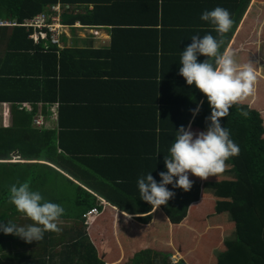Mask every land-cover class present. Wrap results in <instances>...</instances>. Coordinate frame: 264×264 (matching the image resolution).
Instances as JSON below:
<instances>
[{
  "label": "trees",
  "instance_id": "1",
  "mask_svg": "<svg viewBox=\"0 0 264 264\" xmlns=\"http://www.w3.org/2000/svg\"><path fill=\"white\" fill-rule=\"evenodd\" d=\"M96 1L0 0V19L22 24L43 13L50 22V17L56 14L51 7L57 4L62 24L70 26L79 20L84 26L110 25L114 27L112 40L124 28H119L120 24L109 11L101 19L100 4ZM213 1L217 3L212 2V6L206 7L210 2L200 0V6L205 7L204 10L217 6L227 9L234 21L228 33L220 36L208 22L200 20L196 9L199 6L191 2L192 10H186L189 7L181 10H186L185 14L179 15L174 24H187L189 27L172 26L164 33L166 36L168 33L176 34L170 42H154L162 61L173 62L176 71L174 84L161 83L156 79L150 86L151 96L143 100L145 105L142 108H150L149 117L156 118V152L160 155L153 160L152 175L157 181L160 179L158 173L166 171L163 157L168 155L175 131L182 125L189 127V124L193 132L203 131L207 126L206 117L210 115L205 95L194 85H187L178 74L180 52L191 43L193 35L205 34L223 40L222 52L247 5L246 0L242 11L238 12L239 6L237 2L233 4L234 0ZM79 2L92 4L91 10L87 6L85 13L75 16L64 11L67 5ZM154 6L157 8V3ZM33 31L21 25L0 27V43L5 41L0 51L1 54L3 51L0 56V103L8 102L12 109V127L0 128V160H9L14 153L20 160L27 161L0 162V207L4 206L0 211V223L11 221L19 226L32 223L15 208L5 207L10 185L25 179L32 190L38 191L44 185V191L50 193V190L59 189L55 187L59 184V177L66 184L64 187L69 194L64 197L62 192L50 195L57 197L51 201L65 209L59 225L68 224L69 227L64 231L60 227L57 242L60 245L66 243L69 248L57 252L55 258L45 254L47 260L54 259L51 264H169V258L171 260L177 250L181 259L175 264H264V92L259 89L255 96L252 92L239 99L231 105L228 115L220 118L222 126L229 130L230 138L239 147L238 154L226 160L223 172L206 179L189 173L191 188L184 191L168 185L175 195L156 210L140 199L137 182L133 183L136 189H128L121 184L124 175H118L119 182L109 179L105 186L110 187V191L104 195L96 192V188L87 187L93 194L46 164L53 165L77 181L74 173L66 172L63 160L54 155L57 152L54 132L32 129L31 121L39 102V94L35 90L42 85L41 82L46 84L42 85L41 92L50 93L56 89L60 76L80 74L84 69L83 61L91 59L86 54L94 52L70 48L59 51L51 44L47 28L38 31L40 39L34 43L28 38ZM60 38H63V33ZM45 43L49 48H45ZM251 47L258 48L264 60V41ZM104 54L107 56L108 52ZM205 58L200 56L198 60ZM47 100L51 97L43 102ZM23 103H30V110L24 109L21 106ZM197 105L200 110L193 117L190 110ZM242 110L247 112V116L242 115ZM81 185L85 184L81 182ZM96 195L111 206L101 204ZM112 206L120 213H116ZM91 209H96L97 217L87 230L85 216ZM121 212L142 216L131 223ZM151 214H154L153 220ZM57 233L46 231L41 241L31 243L12 234L6 235L13 236V242L23 244L26 250L32 245L38 246L34 255L25 258L24 264H46V258L40 253L55 249L53 236Z\"/></svg>",
  "mask_w": 264,
  "mask_h": 264
},
{
  "label": "crops",
  "instance_id": "2",
  "mask_svg": "<svg viewBox=\"0 0 264 264\" xmlns=\"http://www.w3.org/2000/svg\"><path fill=\"white\" fill-rule=\"evenodd\" d=\"M208 1L210 4L206 7L215 2ZM191 2L199 6L196 9L200 15L205 8L200 6V0H97L101 19L109 11L117 24H120L119 28H124L112 40L114 27L110 25L90 26L89 28L95 29L88 30L79 20L73 25H66L58 50L70 48L94 53L86 54L91 59L83 61L84 69L80 74L60 76L56 89H52L50 93L41 92L44 88L42 85H46L41 82L42 85L35 90L39 94L35 112L39 110L44 117H48L44 130L54 132L57 148L54 155L63 160L66 172L74 173L77 181L52 166L72 182L85 189L96 188V192L104 195L110 191V187L105 184L109 179L119 182L118 175H124L125 179L121 182L124 187L136 189L137 186L133 183L137 182L139 176L149 172L153 174V160L160 155L156 152V118L149 117L150 108H142L145 105L143 100L151 96L150 86L153 81L157 79L161 83L174 84L176 73L173 62L169 64L162 61L154 42H170L176 34L168 33L166 36L164 33L172 26L189 27L187 24H174L179 15L192 10ZM232 2H237V11L241 12L246 0ZM87 6L91 10L92 4L79 2L69 5V9L64 11L75 16L85 13ZM185 7L189 8L180 12ZM263 26L264 0H247L234 32L222 50L234 52L238 64L251 63L256 76L254 96L259 89L264 92V75L259 68L260 65L264 69V60L260 50L251 47L264 41ZM80 42L82 45H79ZM3 43L4 40L0 45H4ZM105 52H108L107 56ZM2 54L0 52V56ZM71 73L75 74L76 71ZM49 97L51 100L43 102ZM11 111L10 103H0V122L3 124H0V128L12 127ZM81 182L85 185H81ZM96 197L101 204L111 206L104 199ZM112 208L120 213L117 208ZM121 214L131 220V223L142 216ZM96 217L95 215L93 221ZM151 219H154V214H151ZM89 226L86 227L87 230Z\"/></svg>",
  "mask_w": 264,
  "mask_h": 264
},
{
  "label": "clouds",
  "instance_id": "3",
  "mask_svg": "<svg viewBox=\"0 0 264 264\" xmlns=\"http://www.w3.org/2000/svg\"><path fill=\"white\" fill-rule=\"evenodd\" d=\"M66 9H69V5ZM199 18L208 22L220 36L228 33L234 23L229 11L220 6L212 10H204ZM15 23L17 24V22ZM84 27H87V30L95 29L89 28L90 26ZM52 45L58 49L60 39L59 46ZM222 45L223 40L217 39L211 34L193 35L191 43L180 52L178 74L185 79L187 85H194L205 95L210 107V115L206 117L207 126L203 131L193 132L190 124L188 128L182 125L175 131V137L168 148V155L163 157L166 171L158 173L159 181L153 177L151 172L138 177L137 186L140 199L150 204L155 210L159 206L165 205L175 195L174 191L167 187L168 185H171L173 189L181 188L188 191L192 185L189 173L201 179L215 176L224 171L226 160L239 152L238 145L230 138L229 130L222 126L220 118L228 115L229 108L233 103L253 92L256 76L251 63L238 64L234 58V52L220 51ZM45 48H49L47 43H45ZM200 56L206 58L200 61L198 60ZM199 110V105L190 110L193 117L198 114ZM242 115L247 116V112L242 110ZM15 156L12 155L9 160H0V162H23L20 157H18L19 161H12V157ZM7 199L17 212L29 218L32 223L24 226H19L11 221L0 223V232L12 234L26 243H31L41 241L46 231H61L59 221L65 209L60 204L45 199L39 191L32 190L27 181L10 185ZM96 214L97 211L88 216V223L84 222V224L89 226ZM57 243L55 241L53 248L58 246ZM57 252L54 249L40 254L44 256L47 253L55 256ZM176 254H178V258L174 261ZM4 256L9 264L12 263L13 257L9 253ZM25 258L17 257L16 262L24 264ZM47 259L48 257L45 261L46 264H51ZM180 259L181 255L178 251L171 257L173 264ZM0 262L8 264L3 259Z\"/></svg>",
  "mask_w": 264,
  "mask_h": 264
},
{
  "label": "rangeland",
  "instance_id": "4",
  "mask_svg": "<svg viewBox=\"0 0 264 264\" xmlns=\"http://www.w3.org/2000/svg\"><path fill=\"white\" fill-rule=\"evenodd\" d=\"M58 25H60V27L58 28V27H54L53 28V32L55 33V34H59V33H61V32H63L64 30H66L65 29V26L66 25H64V24H61V23H58ZM86 30V29H85ZM75 36H77V34L75 33ZM85 36V35H84ZM95 36H97V33L95 32ZM4 39V38H3ZM35 43H37V42H35ZM79 45H82V42H80L79 43ZM1 45H0V51H1ZM255 61H256V59H255ZM257 63V62H256ZM258 64V63H257ZM259 65V64H258ZM259 68L261 69V73H262V75H264V69L263 68H261V66L259 65ZM32 110V109H31ZM1 114V113H0ZM47 119H48V117L46 118V117H44V115L41 113V111H39V110H37V113L33 116V118H32V121H31V123H32V127L34 128V129H37V130H44V125L45 126H47L46 124H48V121H47ZM0 120H1V115H0ZM35 120H36V124H37V126H36V124H35ZM44 120H46V121H44ZM0 124L1 125H3L2 124V122H0ZM0 125V126H1ZM5 126H8V125H5ZM12 155H14V153H12L11 154V156ZM12 161H19L18 160V156H15V157H12ZM57 181H58V183L59 184H57L55 187H57V188H59V189H56V190H50V193L49 192H46V191H44V185L43 186H41L40 188H38V191L42 194V196L45 198V199H47V200H54V199H57V197H52L50 194L51 193H53V194H55V195H60L61 194V192H62V194H63V197L65 196V194H67V191L68 190H65V187L64 186H66V184H63L64 182L62 181V179L61 178H57ZM19 182H25V179H21ZM69 194V193H68ZM67 194V195H68ZM4 205H5V207L7 208V207H9L8 209H11V208H14V206L13 205H11L9 202H8V200L4 203ZM66 206V205H65ZM4 206L2 205L1 207H0V211H2ZM93 221V220H92ZM66 223V222H65ZM67 223H69V222H67ZM72 225L71 226H73V223H71ZM84 225V224H83ZM85 226V225H84ZM148 226V225H147ZM59 227H62V230L64 231V230H66V229H68L67 227H69L68 226V224H64V225H59ZM60 232H58L57 234H55L54 235V237H53V240L54 241H57V239H58V234H59ZM14 237L13 236H11V235H6V234H4L3 232H1L0 233V260L1 259H3V261L4 262H6V263H8L7 261H6V258H5V256H4V254L6 253V252H8L9 253V255H11L12 257H13V261H12V263H10V264H18L17 262H16V259H17V257H21V258H23V257H27V256H32V255H34L35 254V251L38 249V246H30L29 248H28V250H26V248H25V246L23 245V244H20V243H16V242H13V239ZM57 247L55 248L58 252L59 251H63V250H65V248H69L67 245H66V243H64V242H62V244L60 245L59 243H57ZM32 249V250H31ZM46 255H49V254H47L46 253ZM46 255H44V257H46ZM54 258H55V256H54ZM176 258H178V255L176 254L175 256H174V261H176L177 259ZM75 261V260H74ZM48 262H52L51 260H49ZM169 264H173V262L170 260V258H169ZM9 264V263H8ZM78 264H81V262H78Z\"/></svg>",
  "mask_w": 264,
  "mask_h": 264
},
{
  "label": "built area",
  "instance_id": "5",
  "mask_svg": "<svg viewBox=\"0 0 264 264\" xmlns=\"http://www.w3.org/2000/svg\"><path fill=\"white\" fill-rule=\"evenodd\" d=\"M51 10L53 12H55L56 14L54 16L50 17V22H47L48 16H45V14H43V13H39L33 19L27 20L22 24H18V23L16 24L15 22L6 23V22H3L0 20V26H4V25H9V26L18 25V26H20L21 25V26L25 27L26 29L32 28L34 31H33V33H31L28 36V38H31L34 42H38V39L40 38V34L38 33V31H42L43 28H47L48 33L50 34V42L52 44H57L59 46V36L61 33L55 34L53 32V28L54 27H58V28L60 27V25H58V23H61L60 22L61 10L57 4L53 5L51 7ZM21 106L24 109L26 108V109L30 110L29 104L23 103ZM36 123L37 122L35 120V124ZM36 126H37V124H36ZM95 213H96V209H91L90 211H88V213L86 214V217H85V223H88V216L93 215Z\"/></svg>",
  "mask_w": 264,
  "mask_h": 264
},
{
  "label": "bare ground",
  "instance_id": "6",
  "mask_svg": "<svg viewBox=\"0 0 264 264\" xmlns=\"http://www.w3.org/2000/svg\"><path fill=\"white\" fill-rule=\"evenodd\" d=\"M51 11V10H50ZM54 13V12H53ZM46 16V15H45ZM50 16V15H49ZM35 17V16H34ZM54 116V115H53Z\"/></svg>",
  "mask_w": 264,
  "mask_h": 264
}]
</instances>
